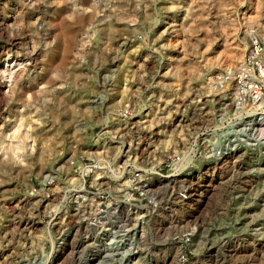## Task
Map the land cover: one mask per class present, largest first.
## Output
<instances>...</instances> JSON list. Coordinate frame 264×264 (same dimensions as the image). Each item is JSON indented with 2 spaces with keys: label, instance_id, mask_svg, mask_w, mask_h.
Here are the masks:
<instances>
[{
  "label": "rangeland",
  "instance_id": "obj_1",
  "mask_svg": "<svg viewBox=\"0 0 264 264\" xmlns=\"http://www.w3.org/2000/svg\"><path fill=\"white\" fill-rule=\"evenodd\" d=\"M250 30L264 0H0V264H264V111L210 83Z\"/></svg>",
  "mask_w": 264,
  "mask_h": 264
},
{
  "label": "built area",
  "instance_id": "obj_2",
  "mask_svg": "<svg viewBox=\"0 0 264 264\" xmlns=\"http://www.w3.org/2000/svg\"><path fill=\"white\" fill-rule=\"evenodd\" d=\"M248 38L249 41L243 51L242 59L217 71L211 76L210 83L216 91L229 95V104L233 106L234 112L251 111L254 112L253 115L257 116L261 111H264V37H260L259 34L250 30ZM206 131L207 129L202 127L195 132L196 137L200 138L198 141L195 140V144L190 143L187 146L184 158L188 156L189 152H194L196 147L200 155L205 154L207 142L203 138ZM232 148L234 147L230 145L223 147L215 145L211 151L221 154L228 150L232 151ZM184 158L183 154L173 153L170 157V164L177 163V166H180L181 162H184ZM124 162L120 168L124 167ZM138 171L139 169H136L132 177L138 175ZM182 196L184 197V194Z\"/></svg>",
  "mask_w": 264,
  "mask_h": 264
},
{
  "label": "bare ground",
  "instance_id": "obj_3",
  "mask_svg": "<svg viewBox=\"0 0 264 264\" xmlns=\"http://www.w3.org/2000/svg\"><path fill=\"white\" fill-rule=\"evenodd\" d=\"M35 5V4H34ZM13 19V18H12ZM14 20V19H13ZM5 23V22H4ZM18 23V22H17ZM20 23V22H19ZM5 24H3V26H4ZM7 25V24H6ZM235 56V55H234ZM12 59H9V58H6V59H2L1 61H0V78H1V80H3V81H8V83H9V80H11V76H12V73H13V68H12V66H13V64H17V63H12L13 61H11ZM23 64V63H22ZM26 64V63H25ZM17 66H19V65H17ZM21 67V66H20ZM16 68V67H15ZM14 79V78H13ZM13 83H14V81H13ZM79 98H82V95H79ZM19 123V122H18ZM15 128V127H14ZM13 132V131H12ZM15 132H17V131H15ZM20 133V132H19ZM23 134H24V132H23ZM11 135V134H10ZM15 135V134H14ZM13 135V136H14ZM24 135H26V134H24ZM24 135H21L22 137L20 138L21 140L25 137ZM12 136V137H13ZM24 136V137H23ZM73 136V135H72ZM18 138V137H17ZM14 139V138H13ZM23 141H24V139H23ZM13 143V142H12ZM23 143V142H22ZM2 144V143H1ZM9 144V143H8ZM24 144V143H23ZM5 145V144H4ZM21 146H22V144H21V142L20 141H15L13 144H10V149L9 150H11V151H13L12 153H16L17 151L19 152V149L21 148ZM177 164V163H176ZM175 165V163H173L172 164V166H174ZM94 166V168H96V165H93ZM89 170V169H88ZM95 175V174H94ZM159 176H160V180H162V181H166L170 176H172V174H170V175H168V174H166V175H160L159 174ZM73 179V178H72ZM169 181V180H168ZM62 239H61V241H59V242H61V243H58L57 244V246H56V254H55V258H59L60 256H61V254H63V252H64V250H65V248L67 247V242H66V237L64 236V237H61ZM69 238H72V237H69ZM68 239V238H67ZM71 241V240H70ZM69 244H70V242H69ZM70 250V249H69ZM182 252V251H181ZM66 254V253H65ZM64 254V255H65ZM64 257V256H63ZM62 257V258H63ZM62 258H60L61 260H62ZM59 262H61V261H59ZM58 262V263H59ZM57 264V263H56Z\"/></svg>",
  "mask_w": 264,
  "mask_h": 264
}]
</instances>
